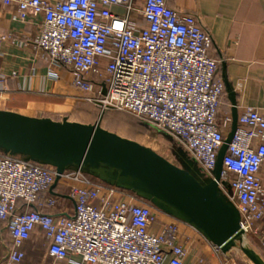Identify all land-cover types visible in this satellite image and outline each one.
Masks as SVG:
<instances>
[{"label":"built area","instance_id":"obj_1","mask_svg":"<svg viewBox=\"0 0 264 264\" xmlns=\"http://www.w3.org/2000/svg\"><path fill=\"white\" fill-rule=\"evenodd\" d=\"M0 4H14L12 18L22 22L40 17L32 42L50 65L68 69L73 86L89 93L101 111H124L167 133L207 178L213 177L231 114H220L224 85L217 77L218 60L209 55L211 34L196 16L171 8L166 0ZM4 85L0 75V90ZM263 162L264 109L246 106L237 115L217 185L238 209L244 236H256L264 255V236L257 227L264 217ZM56 174L51 165L0 150V222L9 235L2 264L19 263L35 231L54 262L186 264L188 248L179 242L178 220H163L159 215H167L147 200L92 180L80 169H66L57 180L74 201L73 214L53 217L44 211L56 197L41 202L38 196Z\"/></svg>","mask_w":264,"mask_h":264},{"label":"crops","instance_id":"obj_2","mask_svg":"<svg viewBox=\"0 0 264 264\" xmlns=\"http://www.w3.org/2000/svg\"><path fill=\"white\" fill-rule=\"evenodd\" d=\"M136 1L137 4L142 2ZM166 2L177 11L196 16L210 32L212 43L209 55L218 60L220 78L227 79L235 91L238 114L246 106L264 109V0ZM112 10L120 12L121 8L113 6ZM14 12V4H0V75L5 79L4 89L0 90V109L42 117L45 113L63 112L72 95H89L73 86L68 69L50 65L49 60L42 57V52L32 42L38 31L40 17L22 22L12 18ZM138 22L142 23L140 17ZM16 41H22L23 44L18 46ZM230 109L231 103L225 90L219 108L220 114H231ZM46 117L57 120L51 116ZM90 117L89 120L73 121L93 123L92 116ZM260 175L264 181V162ZM50 195L56 197L55 203L44 205V211L53 217L73 214L74 201L67 194L65 185L57 183L52 192L49 189L42 191L38 201L42 202ZM170 219L168 216L163 218L165 221ZM177 227L179 242L188 248L186 264H193L199 258L202 259V264H229V251H215L200 233L183 222L177 221ZM257 227L264 236V217L257 223ZM1 231L7 239L0 236V264L4 261L9 241L4 223H1ZM249 238V245L260 253L258 238L254 235H249ZM53 262L46 252L42 234L39 231L32 232L24 245V258L17 264Z\"/></svg>","mask_w":264,"mask_h":264},{"label":"water","instance_id":"obj_3","mask_svg":"<svg viewBox=\"0 0 264 264\" xmlns=\"http://www.w3.org/2000/svg\"><path fill=\"white\" fill-rule=\"evenodd\" d=\"M222 81L231 103V125L217 151L212 178L203 176L195 159L181 148L183 160L177 165L152 148L103 128L102 112L93 123H84L0 109V150L53 166L57 174L51 192L64 170L80 169L147 200L220 251L237 248L251 264H264L263 256L245 241L238 209L217 185L238 115L235 91L227 79ZM221 183L230 190L227 182Z\"/></svg>","mask_w":264,"mask_h":264},{"label":"rangeland","instance_id":"obj_4","mask_svg":"<svg viewBox=\"0 0 264 264\" xmlns=\"http://www.w3.org/2000/svg\"><path fill=\"white\" fill-rule=\"evenodd\" d=\"M68 99V107L65 108L63 112L45 113L44 115L51 116L57 120H61V118L65 116L72 121L89 120L91 118L90 116H92V120L95 121L99 113L103 112V117L101 119V126L103 128L113 131L121 136L134 139L152 148L167 160L177 165H181L183 160L179 148L183 149L186 154L191 157V155L174 138L167 137L163 131L130 113L115 110L101 111V109L85 95H72ZM198 167L200 168V166ZM200 170L203 173V176H205L201 168ZM159 217L165 218L163 215H159ZM0 236L7 239L2 231L0 232ZM248 237L249 236L245 237L246 242L250 240ZM4 238L2 239L3 241L5 240ZM5 243H7V240ZM229 253V264H251L239 249L233 248ZM52 264L65 263L59 261L53 262Z\"/></svg>","mask_w":264,"mask_h":264},{"label":"trees","instance_id":"obj_5","mask_svg":"<svg viewBox=\"0 0 264 264\" xmlns=\"http://www.w3.org/2000/svg\"><path fill=\"white\" fill-rule=\"evenodd\" d=\"M217 77H220V75H219V73H218V69H217ZM224 94H225V89H224V93H223V96H224ZM223 98V97H222ZM221 106V105H220ZM220 108V107H219ZM116 111V110H115ZM123 112V111H122ZM103 113V112H102ZM102 117H103V114H102ZM86 173V172H85ZM92 180H95V181H98V182H100V183H102V184H106V185H110V184H108V183H106V182H104V181H101V180H99L98 178H96V177H93L92 175H90V174H88V173H86ZM131 192V191H130ZM41 193V192H40ZM40 193H39V195H40ZM150 203V202H149ZM1 223L3 224L4 222H0V226H1ZM262 256H263V258H264V255L263 254H261Z\"/></svg>","mask_w":264,"mask_h":264}]
</instances>
